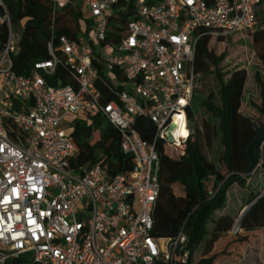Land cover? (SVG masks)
<instances>
[{
    "label": "built area",
    "instance_id": "obj_1",
    "mask_svg": "<svg viewBox=\"0 0 264 264\" xmlns=\"http://www.w3.org/2000/svg\"><path fill=\"white\" fill-rule=\"evenodd\" d=\"M11 1L0 0V264H187L183 230L153 235L155 143L192 134L202 35L257 30L261 0H51L49 58L26 76L15 71L23 26ZM77 2V38L57 37L60 9ZM81 117L120 132L135 160L128 175H112L107 162L74 163L68 130ZM140 118L154 126V143L138 132Z\"/></svg>",
    "mask_w": 264,
    "mask_h": 264
},
{
    "label": "trees",
    "instance_id": "obj_2",
    "mask_svg": "<svg viewBox=\"0 0 264 264\" xmlns=\"http://www.w3.org/2000/svg\"><path fill=\"white\" fill-rule=\"evenodd\" d=\"M259 21L264 18V0H261ZM73 5V4H72ZM65 5L59 11L56 36L76 39L82 19L80 6ZM13 19L22 23L23 33L20 53L15 60V71L26 76L36 61L49 58L47 43L51 38V0H15L9 3ZM264 23V19H263ZM264 25V24H263ZM259 27H261L259 25ZM251 31L240 30L229 35L205 33L199 40L195 54V69L201 75H212L215 87L208 95H195L188 109L191 125L196 120L199 103L207 113L202 127H195L185 143L171 145L158 140L156 150L160 157V195L154 209L153 235L158 238H176L181 230L189 237L191 257L187 264H218L230 256L213 254V244L221 235L234 227L237 215L219 214L226 209L228 193L234 185L246 188L248 181L259 169L264 170V76L255 73L261 103L252 106L262 116L255 120L241 111L244 103L248 73L245 69L226 71L222 63L226 54L218 55L210 48L230 36ZM254 42L264 40V30L253 31ZM264 64V55H262ZM69 80L64 76L62 84ZM112 97V96H110ZM138 132L143 140L154 143L155 128L150 120L140 118ZM77 148L78 166H92L107 162L112 175H128L134 167L132 155L121 149L120 132L103 117L73 118L68 130ZM202 140L212 146L216 140L219 149L215 160L203 152ZM214 180V191L207 183ZM179 188V194L176 193ZM250 206L241 220V228L254 232L256 224L264 222V196L252 191L245 203ZM240 231L235 234H240ZM206 244L203 257L194 262L198 247ZM226 257V259H225Z\"/></svg>",
    "mask_w": 264,
    "mask_h": 264
},
{
    "label": "rangeland",
    "instance_id": "obj_3",
    "mask_svg": "<svg viewBox=\"0 0 264 264\" xmlns=\"http://www.w3.org/2000/svg\"><path fill=\"white\" fill-rule=\"evenodd\" d=\"M81 6V2L76 3ZM261 17L260 26L257 30H264V23ZM255 30V31H257ZM210 48L214 49L218 55L226 54V58L222 63L224 70L245 69L248 73L246 84V93L241 111L245 115L253 117L255 120H261L262 116L256 112L252 106V102L261 103L259 89L255 82V73L261 72L264 76V64L262 55H264V40L258 43L254 42L253 31L248 33H238L230 36L222 43L217 42L215 46L210 44ZM215 87V80L212 75H200L198 87L195 95H208ZM193 108L198 110L196 120L191 125V131L195 127H202L203 121L207 116L206 110L199 104L195 103ZM203 152L210 159L215 160L219 142L216 140L212 146L202 140ZM214 180L211 178L207 183L208 190L213 193ZM176 193L179 194V188L176 187ZM252 191L262 192L264 196V170L259 168L248 181L246 188H240L234 185L228 193L226 209L219 214L233 213L237 215L232 230L224 233L215 241L211 252L213 254L230 256L227 260H219L218 264H264V222L256 224L254 232H247L241 228V220L246 216L250 206H245L246 200ZM240 234L235 232L240 231ZM206 244L198 247L194 255V262L197 263L204 255ZM226 259V257H225Z\"/></svg>",
    "mask_w": 264,
    "mask_h": 264
},
{
    "label": "bare ground",
    "instance_id": "obj_4",
    "mask_svg": "<svg viewBox=\"0 0 264 264\" xmlns=\"http://www.w3.org/2000/svg\"><path fill=\"white\" fill-rule=\"evenodd\" d=\"M181 134L184 135L185 137L188 135V131L187 129L185 128V125L182 127L181 129Z\"/></svg>",
    "mask_w": 264,
    "mask_h": 264
},
{
    "label": "water",
    "instance_id": "obj_5",
    "mask_svg": "<svg viewBox=\"0 0 264 264\" xmlns=\"http://www.w3.org/2000/svg\"><path fill=\"white\" fill-rule=\"evenodd\" d=\"M174 127H172V129H173ZM169 139H170V142H173L174 141V139H173V136L170 134V136H169Z\"/></svg>",
    "mask_w": 264,
    "mask_h": 264
}]
</instances>
